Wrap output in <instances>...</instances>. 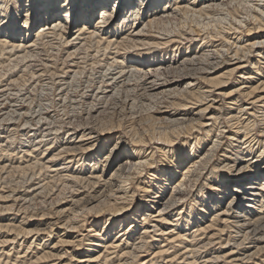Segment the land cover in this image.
Returning <instances> with one entry per match:
<instances>
[{"label":"bare ground","instance_id":"6f19581e","mask_svg":"<svg viewBox=\"0 0 264 264\" xmlns=\"http://www.w3.org/2000/svg\"><path fill=\"white\" fill-rule=\"evenodd\" d=\"M55 3L23 0L22 15L21 0H0V67L16 70L0 85L39 79L41 134L10 148L24 165L9 173L39 171L32 188L0 194L16 210L0 225V264H264V35L222 65L230 51L167 29L179 12L253 36L264 0H72L66 13ZM39 196L50 208L29 219Z\"/></svg>","mask_w":264,"mask_h":264},{"label":"rangeland","instance_id":"374dc122","mask_svg":"<svg viewBox=\"0 0 264 264\" xmlns=\"http://www.w3.org/2000/svg\"><path fill=\"white\" fill-rule=\"evenodd\" d=\"M233 8H235V7H233ZM233 8H231L232 9V11H233ZM230 9V10H231ZM239 9H241L240 11H239ZM239 9H237L239 12H241L240 14H241V16H242V19H243V17L244 18H246V16H247V14H246V8L245 9H243L242 7L241 8H239ZM234 12H235V10H234ZM245 14H244V13ZM179 13V12H178ZM176 13V14H173L174 15V17L175 18H173V16H172V18L171 19H169L168 20V22H169V24L170 25H168L167 26V29H169V31H171L172 32V34H176V33H178L179 31H181L182 33H184L185 35H188V33H189V35L187 36L188 37V39H191V40H201V43L202 44H206L207 42H209L210 40L213 42H211L210 44L211 45H215L216 46V44H217V47H213L214 49L215 48H221V50L223 49L224 51H230L229 52V54L227 53V55H229V56H227V57H224V56H226V55H224L223 56V58L221 57V56H219V55H217V59H219L220 60V58H221V60H220V62H222V65L227 61V59L229 60V61H227L228 63H231L232 62V59H231V57L230 56H232L233 54H235L234 53V50H236L237 48L236 47H239L241 44L243 45V42H245V41H247L248 39L249 40H251V41H253V39L255 38L254 36H256V37H262L263 35H264V31L261 33H258V34H256V35H253V36H251V35H247L246 34V31H242V30H246V28L243 26L244 24H240V27L238 26V25H234V26H232V27H230L229 25L230 24H228V22H226L227 23V26H225L224 25V27H225V29L224 30H222V31H224V32H222V34L224 33V35H222V34H218V33H220L219 31L220 30H216L215 29V25L213 24V23H211V25H212V27H211V25L209 26V28H205V27H203V25H201V26H199L198 27V25L191 19V18H186V16L184 17V15H182L181 16V14L179 13ZM178 14V15H177ZM99 15V14H98ZM244 15H246V16H244ZM99 17V16H98ZM178 20V21H177ZM191 20H192V22H191ZM203 20V19H202ZM204 20H206V19H204ZM203 20V21H204ZM208 21H210V20H206V21H204L205 23H207ZM191 26V27H190ZM171 27V28H170ZM228 27H230V28H233L231 31L229 30V28ZM235 27H238V30L236 31L235 30ZM177 28V29H176ZM192 28H194V29H196L197 30V32L198 33H200V34H198L197 32H193V33H191L190 34V31H191V29ZM201 28V29H200ZM174 29L175 30H177V31H174ZM180 29V30H179ZM186 29V30H185ZM227 29V30H226ZM188 30V31H187ZM186 31V32H185ZM200 31V32H199ZM226 31V32H225ZM228 31V32H227ZM237 33H236V32ZM240 31H242V32H240ZM174 32H176V33H174ZM181 32H179V33H181ZM231 32V33H230ZM256 32H258L257 30H256ZM212 33V34H211ZM234 33V34H233ZM238 33H240V34H238ZM197 34V35H196ZM231 35L229 38H226V36H229V35ZM233 34V35H232ZM260 34V35H259ZM203 35V36H202ZM210 37H209V36ZM213 35V36H212ZM219 35H221L223 38H221V36H219ZM236 35V36H235ZM242 35V36H241ZM244 35V36H243ZM189 36L191 37V36H193V37H191V38H189ZM218 36L220 37V39L218 38ZM237 36H239V38L238 39H234L235 37H237ZM248 36V37H247ZM250 36V37H249ZM194 37H195V39H194ZM217 37V38H216ZM245 37V38H244ZM193 38V39H192ZM203 38H204V40H203ZM211 38V39H210ZM241 38V39H240ZM248 38V39H247ZM222 39V40H221ZM224 39H226L227 41H225ZM244 39V40H243ZM224 40V41H223ZM230 40V41H229ZM239 40V41H238ZM182 42H187V40H182ZM225 42V43H224ZM230 42H232V43H230ZM220 43V44H219ZM222 43H224V44H222ZM226 43H230L229 45L227 44L226 45ZM210 44H208V46H211ZM232 44V46H230ZM235 44V45H234ZM207 45V44H206ZM224 45H226V46H224ZM235 47H234V46ZM236 45H238V46H236ZM229 46V47H228ZM231 47V48H230ZM232 47H233V49H232ZM227 48H229V49H227ZM211 49H212V47H211ZM226 49V50H225ZM223 50L221 51V52H223ZM232 50V51H231ZM233 53V54H232ZM248 53V52H247ZM223 54H224V52H223ZM255 54H256V52H253V53H249L248 54V56H247V58H245L246 59V62L248 63H251L250 62V60L251 61H253V59L254 58H256L255 57ZM241 56H242V54H240ZM250 55V56H249ZM220 58H219V57ZM234 56V55H233ZM215 57H216V55H215ZM227 58V59H226ZM212 59V58H211ZM223 59H225V60H223ZM254 61H255V59H254ZM224 62V63H223ZM225 63V64H228V63ZM7 65V64H6ZM9 67H11V66H5V67H0V73L2 74V75H4L6 72H7V70L9 69L10 71H14L15 69L13 68L14 66H12V70L9 68ZM6 70H5V69ZM2 69V70H1ZM14 69V70H13ZM20 70V69H19ZM3 71V72H2ZM4 71H6V72H4ZM15 72H16V70H15ZM18 72V71H17ZM38 72H40V71H38ZM11 73V72H10ZM27 73V72H26ZM41 73V72H40ZM40 73H38V74H40ZM21 74H23V73H20L19 72V75H21ZM29 75V74H28ZM28 75H27V78H28ZM43 75L44 76H42V79H48V76H49V72H47V73H43ZM258 78H262V77H258ZM38 81H39V79H37ZM35 81V80H31V81H29L30 83H28V82H22V84L24 83L25 85H22L21 83H20V85H18L17 86V84L13 87V85L12 86H9L10 84H7V82H5V83H3L2 85H4V86H1L0 85V89L2 90H0V101H1V104H0V115L1 116H3V118L1 117V119H0V167L1 166H3V165H6V167H5V169H3L2 167V169H1V171H0V194H3V193H5L6 191H9L11 188H17L19 191L18 192H22L23 191V189L25 190L27 187H31L32 188V186H34L35 185V183H37L36 181H38V169L36 168L35 169V171H36V173H37V175L35 174V175H32V173L33 172H31V174L29 173V177L27 176H25V174H22V172H20L19 170L16 172H12V173H9V171H10V169L12 168V167H16V166H19V165H24L23 163V161H18V157H20V156H22V155H20V154H18V153H16L17 154V156H13V157H9L10 156V154H9V152L11 153V149L12 148H15V149H17V150H19V148H20V146L21 147H24V145H21V142L24 140V139H28V137L29 138H31L32 140H34V141H39L41 138H40V136L39 135H41V134H39L38 133V135H34V133H35V129L37 128V126H35L36 125V117H34V114L36 113V108H38V104H40L39 102H40V88H39V82L38 81ZM38 82V83H37ZM27 83H28V85H27ZM37 83V84H36ZM8 86H7V85ZM31 84H33V85H31ZM35 85V86H34ZM6 86H7V88L9 87V89H5L6 88ZM21 87H23L24 89L21 91ZM26 87V88H25ZM31 87V88H30ZM17 88L20 90V93L21 92H23L21 95L19 94V92H18V90H17ZM21 88V89H20ZM33 88V89H32ZM5 90V91H4ZM10 90V91H9ZM12 90V91H11ZM25 90V91H24ZM8 93H7V92ZM11 93V94H10ZM26 93H27V95H26ZM37 93V94H36ZM8 94V95H7ZM16 96V98L13 96ZM17 94V95H16ZM24 94V95H23ZM36 95V96H35ZM3 96V97H2ZM5 96V97H4ZM7 96V97H6ZM12 96V97H11ZM19 96V97H18ZM27 96V97H26ZM31 96V97H30ZM35 96V98H33ZM29 97V98H28ZM22 98L23 100L25 99V101H28V102H24V101H22V99H21V101H20V99ZM36 98H37V100H36ZM11 99H16V100H11ZM27 99V100H26ZM29 99H32L31 101L32 102H34V103H32ZM34 99L36 100V101H34ZM9 101V102H8ZM29 101H30V103H29ZM12 102V103H11ZM16 102V103H15ZM221 102H223V100L221 101ZM3 103V104H2ZM13 103H15L14 105H13ZM10 104V105H9ZM22 104V105H21ZM17 105V106H16ZM31 105V106H30ZM38 105V106H37ZM11 106V107H10ZM28 106V107H27ZM36 106V107H35ZM10 107V108H9ZM30 108V110H28ZM50 109H53V107H49ZM9 109V110H8ZM31 109H32V111H31ZM49 109V110H50ZM56 109V108H55ZM61 109V108H60ZM8 110V111H7ZM16 112H15V111ZM31 111V112H30ZM9 112V113H8ZM16 113L15 115H12V116H14L13 118H14V120H13V122H9L8 120H6L5 118H4V116H5V113L7 114H11V113ZM23 112H25L24 113V115H26L27 114V112L28 113H30V114H28L29 116H31L32 117V121H26L25 119H27L28 117L27 116H24L22 113ZM34 113V114H33ZM7 114V115H8ZM33 114V115H32ZM6 115V116H7ZM21 119H20V118ZM15 119H17V120H15ZM21 120V122H19V121ZM23 120V121H22ZM35 120V121H34ZM2 121V122H1ZM4 121V122H3ZM19 122V123H17V122ZM6 122V123H5ZM8 122V123H7ZM25 122V123H24ZM5 123V124H4ZM25 124V125H24ZM9 125V126H8ZM19 125H21V126H19ZM4 126V127H3ZM11 126V127H10ZM26 126V128L25 129H23L24 127ZM223 126V127H222ZM13 127L14 128H16L17 130H15V131H13V132H9V128H11V129H13ZM221 127L222 128H224V127H227V129H228V125L226 124V122L223 120L222 121V123H221ZM23 130H22V129ZM28 128V129H27ZM31 129H32V131H31ZM16 131H19V132H16ZM26 131V132H25ZM28 131H29V133H28ZM31 131V132H30ZM5 133V134H4ZM31 133L33 134V135H31ZM10 135V136H9ZM34 137V138H32V137ZM37 140H36V139ZM5 141V142H4ZM240 146H243V144H241ZM1 147H3V148H1ZM11 148V149H10ZM3 153V154H2ZM20 155V156H19ZM5 157V158H4ZM30 158V157H29ZM28 158V159H29ZM4 159V160H3ZM9 159V160H8ZM30 159H32V158H30ZM3 160V161H2ZM14 161V162H13ZM31 161H35V159L34 160H31ZM157 161V160H156ZM4 162V163H3ZM12 162V163H11ZM22 162V163H21ZM9 163H10V165H9ZM29 163H31V162H29ZM18 164V165H17ZM7 170V171H6ZM6 172V173H5ZM16 173V174H15ZM35 173V172H34ZM25 176V177H24ZM16 178V180H15V178ZM36 177V178H35ZM13 178V179H12ZM25 178V179H24ZM20 179V180H19ZM10 180V181H9ZM19 181V182H18ZM21 181V182H20ZM27 181H31V182H27ZM3 182H5V183H3ZM14 182V183H13ZM27 182V184H28V186H27V184H25ZM4 185H3V184ZM12 184V186H11V184ZM17 183V184H16ZM24 183V184H23ZM30 183V184H29ZM32 183V184H31ZM34 183V184H33ZM6 185V186H5ZM15 185V186H14ZM18 185V186H17ZM24 185H26V186H24ZM29 185H31V186H29ZM4 186V187H3ZM24 186V187H23ZM4 188H7V189H4ZM3 192V193H2ZM43 197H37L34 201H33V203L32 204H30V208L28 209V212H26L28 215L27 216H29L28 218L30 219L31 217L30 216H32L33 214H34V211L35 210H37L38 208H46V206L48 207V209L50 208V206H49V202L51 201L50 199H48V198H43ZM39 199V200H38ZM42 199V200H41ZM47 199V200H46ZM41 200V203L40 202H38V201H40ZM45 201V202H44ZM44 202V203H43ZM39 203V204H38ZM48 204V205H47ZM8 205H10V203L8 204V203H0V225L2 224V225H4V224H7L8 222L11 224L12 222H10L9 220L11 219V218H13L12 216H11V214L12 213H15L16 212V210H14V211H7L8 209H6L7 208V206ZM44 205H46V206H44ZM3 206H4V208H3ZM35 206H37L36 208H35ZM3 208V209H2ZM34 209V210H33ZM5 212H4V211ZM46 210H47V208H46ZM45 212H48V211H45ZM21 213V212H20ZM20 213H19V215H20ZM16 214V213H15ZM22 214V213H21ZM32 214V215H31ZM22 217H24L23 215H22ZM2 219V220H1ZM4 219H6L5 220V222L3 221ZM21 219V218H20ZM19 219V220H20ZM34 220V219H33ZM3 221V222H2ZM32 224V226H30L31 228L32 227H34L33 226V224H34V222L33 223H31ZM0 234H1V232H0ZM83 234V233H82ZM75 235H77V233L75 234ZM74 235V236H75ZM220 242H222V241H220ZM233 244V243H232ZM232 244H230V245H228V244H221V246H222V250H223V252L224 251H227L228 249H230V248H232L233 246H231ZM162 245H165V244H162ZM226 245H228V246H226ZM225 246V247H224ZM230 246V247H229ZM217 247H219V246H217ZM12 248V249H11ZM182 248V247H181ZM180 248V249H181ZM225 248V249H224ZM227 248V249H226ZM8 250H12L11 251V257H13V259H15L16 257H20L21 255L19 254L18 256L17 255H14L15 254V250H13V247H10V249L8 248ZM2 251H4V249H1L0 250V255H2L1 256V260H2V262H4V260H5V258H6V256L4 255V253L2 252ZM185 250H181V251H179V253H181V252H184ZM243 251V250H242ZM14 252V253H13ZM214 253H215V251L214 250H211V252H209L208 251V255L210 256V254L212 255H214ZM205 254H203V256H204ZM224 255V254H223ZM30 256H32V255H30ZM205 260V259H207V258H202L201 259V257H200V261H199V263L201 264V262H202V260ZM170 260V258L167 260H163L162 261V263H161V261L159 262L158 261V264H186V262H184V260H183V258L180 260V259H178L176 262L177 263H174V262H170L169 261ZM6 261V260H5ZM148 261V260H147ZM168 261H169V263H168ZM164 262V263H163ZM180 262V263H179ZM182 262V263H181ZM143 264V262H140L139 264ZM147 263V262H146ZM145 263V264H146ZM198 264V263H197ZM239 264V263H238ZM241 264V263H240ZM246 264V263H245ZM247 264H252V261H250V263L248 262Z\"/></svg>","mask_w":264,"mask_h":264},{"label":"snow or ice","instance_id":"6c2138e0","mask_svg":"<svg viewBox=\"0 0 264 264\" xmlns=\"http://www.w3.org/2000/svg\"><path fill=\"white\" fill-rule=\"evenodd\" d=\"M63 3V4H66L67 7L66 8H60V4ZM21 9H22V15L29 11L28 9H25L24 6H23V0H21V5H20ZM55 7L62 13H66L68 11V8H71L73 7V4H72V0H56V3H55ZM57 28H60L62 27V25H57L56 26ZM264 134V133H262Z\"/></svg>","mask_w":264,"mask_h":264}]
</instances>
